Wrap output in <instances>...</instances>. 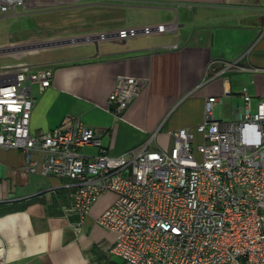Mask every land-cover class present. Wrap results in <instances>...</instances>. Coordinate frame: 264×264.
<instances>
[{
    "label": "crops",
    "instance_id": "0c3cea01",
    "mask_svg": "<svg viewBox=\"0 0 264 264\" xmlns=\"http://www.w3.org/2000/svg\"><path fill=\"white\" fill-rule=\"evenodd\" d=\"M20 9L10 17L30 16L35 27L20 38L21 47L11 49L27 54L17 70L52 71L47 88L31 85L33 135L77 118L101 131V146L112 155L138 148L156 129L149 146L169 150V131L192 129L207 96L229 90L213 110L222 120L231 118L243 94L250 96L251 112L264 100V0H61ZM233 61L240 68L223 70ZM117 75L139 79L138 94L121 119L108 104ZM80 151L95 155L99 149ZM40 171L25 169L21 150L0 147V249L6 263L124 264L107 250L114 233L96 222L115 194L99 195L76 231L71 223L77 217L68 211L72 181Z\"/></svg>",
    "mask_w": 264,
    "mask_h": 264
},
{
    "label": "built area",
    "instance_id": "2783aa9c",
    "mask_svg": "<svg viewBox=\"0 0 264 264\" xmlns=\"http://www.w3.org/2000/svg\"><path fill=\"white\" fill-rule=\"evenodd\" d=\"M60 1L0 0V13ZM228 68L240 67L233 61L223 70ZM51 79L46 68L0 75V147L21 150L30 173L40 166L45 176L72 181L68 211L77 217L71 223L76 231L98 196L109 191L115 200L96 222L114 233L107 250L124 264H264V100L251 112L250 96L243 94L229 120L216 119L214 107L230 94L225 89L223 96L204 99L192 129L169 131V150L149 146L156 129L138 148L112 155L101 146V131L77 118L30 133L31 85L45 89ZM138 84L136 77L116 76L108 96L116 119L138 94ZM85 146L99 152L83 154ZM0 264H7L2 249Z\"/></svg>",
    "mask_w": 264,
    "mask_h": 264
},
{
    "label": "rangeland",
    "instance_id": "374dc122",
    "mask_svg": "<svg viewBox=\"0 0 264 264\" xmlns=\"http://www.w3.org/2000/svg\"><path fill=\"white\" fill-rule=\"evenodd\" d=\"M22 11L18 8L15 14ZM12 13H0V75L15 72L21 59L26 57L25 50H11L12 48L21 47L24 43L19 42L20 38H26L28 31L35 27L34 19L30 16L19 15L10 17ZM18 40V43L11 41Z\"/></svg>",
    "mask_w": 264,
    "mask_h": 264
}]
</instances>
